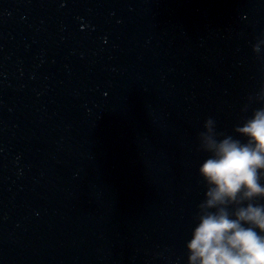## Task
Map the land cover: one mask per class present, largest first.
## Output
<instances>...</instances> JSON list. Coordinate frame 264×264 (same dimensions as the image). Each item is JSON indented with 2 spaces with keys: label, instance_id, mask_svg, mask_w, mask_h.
Returning a JSON list of instances; mask_svg holds the SVG:
<instances>
[{
  "label": "water",
  "instance_id": "obj_1",
  "mask_svg": "<svg viewBox=\"0 0 264 264\" xmlns=\"http://www.w3.org/2000/svg\"><path fill=\"white\" fill-rule=\"evenodd\" d=\"M262 36L264 0H0V264H187Z\"/></svg>",
  "mask_w": 264,
  "mask_h": 264
},
{
  "label": "clouds",
  "instance_id": "obj_2",
  "mask_svg": "<svg viewBox=\"0 0 264 264\" xmlns=\"http://www.w3.org/2000/svg\"><path fill=\"white\" fill-rule=\"evenodd\" d=\"M262 45L264 36L252 52ZM248 100L261 106L233 129L243 142L218 132L212 118L198 133V150L208 154L197 171L206 190L185 244L187 264H264V81Z\"/></svg>",
  "mask_w": 264,
  "mask_h": 264
}]
</instances>
